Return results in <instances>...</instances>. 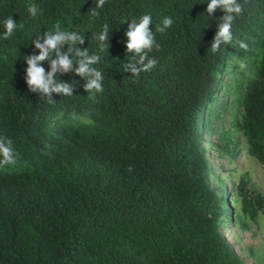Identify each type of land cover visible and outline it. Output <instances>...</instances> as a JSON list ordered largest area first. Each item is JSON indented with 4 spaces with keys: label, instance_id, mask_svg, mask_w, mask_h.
<instances>
[{
    "label": "trees",
    "instance_id": "16d2710c",
    "mask_svg": "<svg viewBox=\"0 0 264 264\" xmlns=\"http://www.w3.org/2000/svg\"><path fill=\"white\" fill-rule=\"evenodd\" d=\"M207 2L106 0L91 18L96 0H0V35L9 16L23 24L0 39V137L17 153L0 167V264H244L219 228L230 208L209 183L201 128L218 109L216 91L234 92L232 123L264 167V0H238L231 44L215 54L208 47L223 12L208 16ZM144 14L161 47L149 53L157 65L134 79L122 67L131 59L125 20ZM165 17L174 23L161 34ZM57 22L85 31L90 54L108 24L95 66L102 93H86L73 73L57 77L78 81L72 96L53 93L49 103L28 91L23 58ZM236 186L240 216L264 213V195L243 177Z\"/></svg>",
    "mask_w": 264,
    "mask_h": 264
},
{
    "label": "clouds",
    "instance_id": "9594fccd",
    "mask_svg": "<svg viewBox=\"0 0 264 264\" xmlns=\"http://www.w3.org/2000/svg\"><path fill=\"white\" fill-rule=\"evenodd\" d=\"M106 0H96L95 8L90 12L91 18L99 16L98 9L103 8ZM220 9L223 15L219 17L216 25L215 35L209 50L212 54L217 53L222 45L231 44L233 33L232 25L237 16L242 14L243 7L238 0H208L205 12L208 16ZM29 15L35 18L38 9L30 5L27 9ZM124 33L126 36L125 49L131 59L124 62L122 67L125 72L135 79L139 78L142 72H150L156 65L157 60L149 58V53L154 50H160V44L157 43L153 30L150 29L152 17L150 14H144L137 18H132ZM174 21L171 17H165L162 25L156 27V31L163 34L166 29L171 28ZM91 25H89V28ZM4 31L0 39H9L18 28H23V24H17L12 16L3 21ZM109 26L103 24L99 33L95 34L93 39L96 41L98 52L89 53L87 47H81L85 42V31L62 30L57 22L49 30L37 35L31 40V44L38 49V54L32 53L24 56L26 67L24 68L23 79L30 93H39V97L47 98L49 103L54 102L52 94L59 96H72L78 83L76 80L65 82L57 77L63 73H73L84 79L82 85L86 93H102L104 91L103 80L104 73L95 67L101 60V55L109 48ZM65 45L67 48L65 49ZM244 50L248 45L240 43ZM48 63L47 70L43 62ZM241 68L246 65L241 64ZM17 162V153L14 150L11 139L0 137V167L14 165ZM132 166H128V171Z\"/></svg>",
    "mask_w": 264,
    "mask_h": 264
},
{
    "label": "rangeland",
    "instance_id": "374dc122",
    "mask_svg": "<svg viewBox=\"0 0 264 264\" xmlns=\"http://www.w3.org/2000/svg\"><path fill=\"white\" fill-rule=\"evenodd\" d=\"M221 78L227 81L226 76ZM214 96L213 104L218 109L210 119L204 115L201 139L212 167L209 183L224 189L230 208L219 228L244 264H264V213L258 211L254 220L240 216L236 186L238 179L243 177L248 189L254 188L264 195V167L248 155L246 142L232 123L233 116L239 115L235 93L224 94L218 89Z\"/></svg>",
    "mask_w": 264,
    "mask_h": 264
}]
</instances>
